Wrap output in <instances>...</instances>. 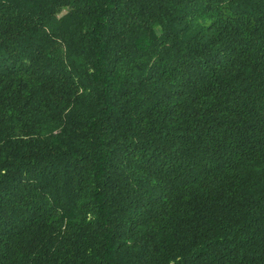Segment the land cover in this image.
<instances>
[{"label":"trees","instance_id":"1","mask_svg":"<svg viewBox=\"0 0 264 264\" xmlns=\"http://www.w3.org/2000/svg\"><path fill=\"white\" fill-rule=\"evenodd\" d=\"M0 264H264V0H0Z\"/></svg>","mask_w":264,"mask_h":264}]
</instances>
